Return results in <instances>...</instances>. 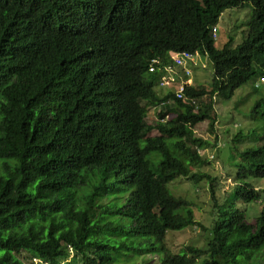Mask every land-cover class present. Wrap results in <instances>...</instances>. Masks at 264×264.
Segmentation results:
<instances>
[{"label": "trees", "instance_id": "1", "mask_svg": "<svg viewBox=\"0 0 264 264\" xmlns=\"http://www.w3.org/2000/svg\"><path fill=\"white\" fill-rule=\"evenodd\" d=\"M245 2L246 38L217 47L211 26ZM196 49L212 63L210 87L185 85L177 98L149 67ZM262 70L264 0H0V264H108L142 253L157 264H261L264 207L253 222L220 211L203 248L173 253L165 236L198 223L171 180L206 177L216 202V177L190 171L210 145L194 126L207 120L213 131L214 96L231 98ZM252 111L264 117V96ZM241 157L233 193L260 200L245 179L264 177V146Z\"/></svg>", "mask_w": 264, "mask_h": 264}, {"label": "rangeland", "instance_id": "2", "mask_svg": "<svg viewBox=\"0 0 264 264\" xmlns=\"http://www.w3.org/2000/svg\"><path fill=\"white\" fill-rule=\"evenodd\" d=\"M251 9V3L245 2L243 5L226 8L221 12L216 22L215 44L217 47H234L246 38ZM182 67L190 70L192 84H205L207 88L210 87L213 66L207 56L194 55L193 61L185 62ZM182 67H173L170 72L165 73L182 76ZM261 72V75L251 78L236 88L231 98L214 96L217 120L214 123L213 131L209 130L207 120L194 126L195 134L210 140V145L204 149L201 148L198 152L199 157L206 159L207 162L192 165L190 171L216 177L214 188L216 202L212 197L210 183L206 177H201L197 182H194L179 176L168 183L172 194L183 196L193 203L195 219L198 222L181 230L167 231L165 244L173 253L179 252L187 245L203 248L206 244L211 220L220 211L239 209L244 211L248 222H253L264 207V177L248 176L245 179L255 188L263 190L260 200L242 201L233 193L234 184L237 182L238 166L245 163L241 153L248 148L264 146V117L260 114H253L252 111L256 100L264 96V70ZM255 81L259 83L257 88L254 87ZM176 82L178 83L179 80L176 79ZM155 89L160 91L159 87ZM160 108L161 106L149 108L147 117L149 122L156 120V114ZM172 116L173 114H170L166 119H170ZM148 134L155 135L157 132L151 130ZM237 134L241 136V139H236ZM258 255L257 252L254 257L256 258ZM203 257L200 256L196 264H201ZM260 258L262 260L259 259V262L264 264V246L260 252ZM31 264H38V260L33 259ZM108 264H157V255L153 253L131 254L115 263Z\"/></svg>", "mask_w": 264, "mask_h": 264}, {"label": "clouds", "instance_id": "3", "mask_svg": "<svg viewBox=\"0 0 264 264\" xmlns=\"http://www.w3.org/2000/svg\"><path fill=\"white\" fill-rule=\"evenodd\" d=\"M211 37L214 40H216V38H217V26H216V24L211 26ZM183 51H188V50H183ZM179 52H182V51L168 53L167 56H166V58H168V63L165 62V56L162 57V58L153 59L152 60V64L149 67V71H154L156 69L162 70L163 73H162V76L160 78L159 84L161 86H167V87L173 86V87H175V91L180 85H183V89H184L185 85H191L192 84V81H191V78H190V74H191L190 70L187 69V68H184L182 66L185 64V62L193 61V60H187V61L183 62L182 64H176L174 62V60L171 58V56L173 54L179 53ZM188 52H190L193 57H194V55L200 54L198 49H196L194 51H188ZM173 67H182V69H183L182 76L181 75L180 76L167 75L165 73V72H170L173 69ZM261 78L263 80V77H261ZM176 79L179 80L178 83L176 82ZM166 81L169 82V83L168 84H164ZM256 82H258V81H255L254 83H256ZM183 95H184V93H183ZM175 96H176V93H175Z\"/></svg>", "mask_w": 264, "mask_h": 264}, {"label": "built area", "instance_id": "4", "mask_svg": "<svg viewBox=\"0 0 264 264\" xmlns=\"http://www.w3.org/2000/svg\"><path fill=\"white\" fill-rule=\"evenodd\" d=\"M171 58L174 60V62L176 64H182L183 62L187 61V60H193V56L190 52L188 51H182L179 53H175L171 56ZM262 80V78H261ZM169 82H165L164 84H168ZM258 85V82L255 83V86ZM176 96L178 98H182L183 97V85H180L176 91Z\"/></svg>", "mask_w": 264, "mask_h": 264}]
</instances>
